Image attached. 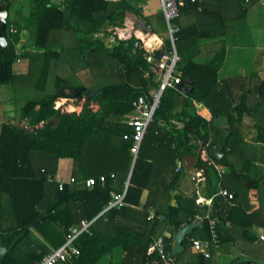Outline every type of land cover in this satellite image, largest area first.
Wrapping results in <instances>:
<instances>
[{"label": "trees", "instance_id": "obj_1", "mask_svg": "<svg viewBox=\"0 0 264 264\" xmlns=\"http://www.w3.org/2000/svg\"><path fill=\"white\" fill-rule=\"evenodd\" d=\"M30 1L29 13L15 20V0H0L8 8L0 85L10 84L21 99L17 118L23 122L18 125L13 115L0 122V243L8 248L25 231L0 264H36L64 244L72 228L83 221L89 224L72 241L79 254L63 264H96L115 248L122 252L120 262L105 264H169L157 252L149 253L148 247L162 236L170 249L173 233L201 209L195 196L185 204L181 196L176 206L168 204L185 174L176 170V160L184 155L203 170L211 193L221 181L218 188L227 189L233 198L229 205L223 200L214 203L218 244L210 245L209 255L192 249L190 234L183 241V251L172 254L173 264L214 263L218 254L233 255L228 264H264V240L251 230L264 229L262 155L246 149L238 126L245 115L253 119V140L264 153V79L253 90L254 96L245 77L219 80L225 42L205 46L197 42L218 35L226 21L243 19L251 0L185 1L180 6L174 74L191 81V91L183 94L175 86L164 89L135 155L131 140L123 137L131 132L128 117L137 97L149 99V91L158 86L159 70L146 60L139 38H119L113 28L123 25L126 12L141 16L138 3L145 0H63L61 5ZM142 18L152 32H167L162 13ZM11 26L16 32L9 31ZM23 30L28 31V42L17 48ZM204 48L215 49L211 61L195 62L192 57ZM170 49L166 34L153 56L158 59ZM19 58L26 60L27 68L15 74L13 63ZM95 86L99 91L85 98L79 112L66 109L75 88ZM60 98L65 102L55 108ZM218 115L227 116L228 130L213 125L212 118ZM217 143L225 153L220 160L209 154ZM201 149L225 173L219 176L213 165L201 159ZM61 158L72 160L75 182L59 189L48 175L56 174ZM100 175L106 176L104 182L98 181ZM89 177L97 181L87 187L83 181ZM125 187L128 205L105 209L111 194ZM144 190L148 194L141 201ZM150 210L163 214L164 220H149ZM195 229L201 233L199 239L209 238L205 221ZM236 253L247 258L239 259Z\"/></svg>", "mask_w": 264, "mask_h": 264}, {"label": "crops", "instance_id": "obj_2", "mask_svg": "<svg viewBox=\"0 0 264 264\" xmlns=\"http://www.w3.org/2000/svg\"><path fill=\"white\" fill-rule=\"evenodd\" d=\"M52 4L55 5H61L63 0H49ZM247 10H246V15L243 19H239V20H229L226 21L224 26L219 27L218 29V35L216 36H212V37H202L200 39L197 40L199 45H207L210 42H214V41H218V40H223L225 42V57L224 60L222 62V65L220 67V69L218 70V79L222 80L225 78H229V77H240L243 78L245 77L246 80V86L249 85L250 81H252V78L250 75H254L257 74L258 76V70H260V67L263 66L261 65L262 63H264V30L261 33L258 32V28L264 29V0H251V2L249 4H247ZM31 8V1L30 0H15L14 6L12 7V17L15 20H19L21 16L27 15L29 13V10ZM138 9L141 11V16L136 15L132 12H126L125 16H124V23L121 27H114L115 29V34L119 37V38H129L130 36H135L137 38H139L141 40V42L143 43L145 41V47L150 48V46H152V44L157 45L156 50H160L162 47V44L164 42V38L166 37V32L165 33H160V32H152L151 29H149V23L142 18V16H148V15H152V14H161V7H160V2L159 0H145V1H140L138 3ZM255 20V21H253ZM158 21V19H157ZM244 23L245 29H247L249 27L250 32L252 34V30L253 32H256V36L257 39L255 41H252L250 43H239L237 41V37L238 35L241 33V28L243 26H240V28H238L239 23ZM248 23V24H247ZM157 26V25H156ZM110 28V27H109ZM248 29V31H249ZM252 29V30H251ZM153 34V36H151V38L149 40H146V37ZM156 37H158L159 41L156 39ZM26 42H28V31L27 30H23L21 32V38L20 41L17 43V48H20V46L22 44H25ZM213 48H204L202 52H204V54H206L207 59L206 60H195L193 59L195 62L198 63H209L212 59L213 53H214ZM201 53L196 54L197 55H201ZM244 55L247 56L246 58H244ZM192 57V58H196ZM230 57H241V59H243V62L247 63V61L249 60L251 63H253L254 68L250 71H248L249 74L246 73V69H243L245 72H241L244 75H233L235 74V72L232 70L229 73L232 75H226L225 77H220L219 73L221 72V70L223 71L224 66L226 63H228L230 59ZM22 61L21 58H19L18 61L16 62H20ZM264 67V66H263ZM27 68V66H26ZM25 66L24 69L22 70V72L20 73H24L26 70ZM227 73V72H225ZM227 73V74H229ZM225 75V74H224ZM243 76V77H242ZM191 81L189 80H179L178 84H180L179 86L182 85V90L180 91L181 93L185 94V93H189L188 91L191 90ZM188 86L190 88H188ZM236 88H239V86H236ZM1 96H0V107L2 103H8L7 99L9 97V95H4L3 91ZM4 95V96H2ZM94 105V104H93ZM96 108L94 110L98 109V105L95 104ZM4 110H6L4 112ZM0 111L3 113V117L4 119L8 118L9 116H12L11 112L7 110V108H1ZM9 115V116H7ZM7 116V117H6ZM14 116H18L17 114H15ZM246 119H244L242 122L243 124L247 121L248 118H250L248 115H245ZM129 118V117H128ZM177 127L181 126V123L177 122L176 123ZM228 130V129H227ZM240 133H246V131L242 130V126H240ZM249 135V134H248ZM248 141V140H246ZM191 142H198L196 140H192ZM258 145V144H257ZM202 151H206L204 149L200 150V158H202V156H206L207 152H202ZM180 164V170L184 169V172L186 175L183 176V178L180 180V182L177 185V188H175V190H172L170 193V196L168 198V204L171 206H176L177 204V197L181 196L182 199L186 198V201L189 197L195 196V197H203V198H207L209 197L212 193L211 191V185H209L208 180L203 179L202 175H203V171L201 175H197V170H200L201 168H197L194 165V159L190 156H182L181 160L179 161V159L176 160V165ZM59 165H60V171H59ZM177 168V166H176ZM72 172V160L70 158H61L58 162V167H57V172H56V177L60 178V179H64L67 180L70 176H72L71 174ZM221 181L218 182L217 186H216V190L218 188V186H220ZM147 195V191L144 190L142 193V197H141V201H143V199H145ZM182 201V200H181ZM186 201L183 203L185 204ZM251 230L253 232H255L254 228H251ZM264 233V231H260L257 234L260 235L261 233ZM168 230L166 229L164 231V234H168ZM256 233V232H255ZM171 244H172V240H171ZM106 262L111 261L112 263H119L121 258H122V252L119 248H115L112 253L106 255ZM220 256H225V257H230L232 255H225V254H218L216 256V259ZM233 257V256H232ZM105 262V263H106ZM104 263V264H105Z\"/></svg>", "mask_w": 264, "mask_h": 264}, {"label": "built area", "instance_id": "obj_3", "mask_svg": "<svg viewBox=\"0 0 264 264\" xmlns=\"http://www.w3.org/2000/svg\"><path fill=\"white\" fill-rule=\"evenodd\" d=\"M185 1L195 2L201 0H159L162 14L165 18L166 27H167V36L170 40L171 49L169 51H163L158 59L154 58L153 53L157 48V45L152 44L150 48L145 47V41L142 43V47L146 50V60L152 63L159 70V83L158 86L152 88L149 91V99L145 95H140L134 101V110L129 115L128 124L131 126V132L123 135L125 139H130L132 142L131 152L136 154L137 148L144 136L146 128L148 124L152 121V117L155 109L159 105L160 96L165 88L174 86L179 82V78L174 74L175 65L178 61V56L175 50V40H176V32L179 30V26L176 22V19L179 16V8L183 5ZM10 32H16L14 27L9 28ZM153 36V34L146 37V40H149ZM156 39L159 41L158 37ZM163 46V44H162ZM162 48V47H161ZM57 108L56 105H54ZM67 109V108H66ZM68 110V109H67ZM73 111V110H69ZM205 150V149H204ZM203 153L206 151H202ZM203 160H207L208 164L214 166L217 170L218 175H222L225 173L224 168L215 164L212 159H209L206 156H202ZM180 169V164L177 165L176 170ZM202 169L197 170V175L202 174ZM110 177H114L112 173ZM49 179H55L58 183V188L62 189L64 184H73L75 179L70 176L67 180L60 179L55 175H48ZM106 179L105 175H100L98 177L99 182H104ZM96 178L89 177L83 181L84 185L87 187L92 186L96 182ZM127 186V182H126ZM126 187L121 192H114L111 194V199L109 200L105 209L108 208H121L123 206L128 205L126 203L125 197ZM233 198V194L229 192L225 188H218L215 192H213L209 197L203 198L197 196L198 205L203 210L195 214L192 217L191 222L194 223H207L209 238L208 239H198L191 238V247L194 251L203 254L204 256L209 255L210 245L218 244V235L216 231V218L212 213L214 208V203L216 200H223L226 204H231V200ZM147 218L149 220H154L158 218L159 220H164L165 216L163 214H155L153 210L148 212ZM89 223L83 221L79 228H72V233L69 235L68 239L64 244L60 247L52 249L49 253L40 258L36 264H63L65 262H69L73 260L79 254V249L72 244L73 239L83 231ZM261 240H264V233L259 235ZM157 252L159 257L168 262L169 264L174 263V258L172 257V253L170 249H167L164 244V240L162 236H158L148 247V252Z\"/></svg>", "mask_w": 264, "mask_h": 264}, {"label": "rangeland", "instance_id": "obj_4", "mask_svg": "<svg viewBox=\"0 0 264 264\" xmlns=\"http://www.w3.org/2000/svg\"><path fill=\"white\" fill-rule=\"evenodd\" d=\"M253 21H255V20H253ZM240 26H243V27L241 28L242 29L241 33L236 38L239 43H250V42L255 41L257 39V37L254 36V35H256V32H253V30L251 29L252 30V34H251L249 27L247 29H245L244 23H242V22L239 23L238 28H240ZM248 29H249V31H248ZM263 30L264 29L260 30V28H258V32L261 33V34H262ZM114 32H115V29L113 28V33ZM160 33H165V31L163 30ZM192 51H193V46H191V52ZM199 53H201V52H198L197 54H199ZM195 56H196V54L193 57H195ZM246 57L247 56L244 55V58H246ZM192 59L201 61V60H206L207 56H206V54H204V52H202L201 55H197L196 58H192ZM230 59L231 60H229L228 63L225 64V66L223 68L224 70L223 71L221 70V72L219 73L220 77H225L226 75H232L233 73L232 74L229 73L232 70L235 72V74H233V75H244V74L241 73V72H245L243 69H246V73L250 75V73H248V71H250V70H252L254 68L253 63H251L249 60L247 61V63L246 62L244 63L243 59H241V57H235V58L230 57ZM261 65L264 66V63H262ZM24 66L26 68V60L25 59H22V61H20V62H14L13 63V72L15 74H20V72H22V70L24 69ZM263 66H261L260 70H258V73H259L260 76H258L257 74H254L253 76L250 75V76L253 77V79H252V81H250V83L247 86V88L252 91L251 95L254 94L253 90H255L256 85L258 84V82L261 79H264V67ZM225 72H227L229 74H227ZM12 88L13 87L10 84L0 85V91H3L4 95H9V97H10V99L9 98L7 99L8 103L4 102V103L1 104V106L3 108H7L8 112L10 111L11 114L14 116L15 114L18 115L17 107H19L21 99H19L16 96V94L13 91ZM188 88H190V87L188 86ZM83 91L84 90L80 91L77 88H75L72 91V96L73 97L69 99V102H71V104H68L66 106V108L68 110H73V111H76V112H79L81 110L82 104H83V102H84V100L86 98L83 95ZM1 94H2V92H0V96H1ZM4 95H2V96H4ZM64 102H65V98H60L57 101H55V105L58 107L61 104H63ZM251 102L254 103L255 102V98H253L251 100ZM91 106L94 109L96 108L95 103H91ZM2 107H0V109ZM5 111L6 110H4V112ZM3 116H4L3 113L0 111V122H1V120L4 119ZM7 116H9V115H7ZM14 117L18 120V121L16 120L18 125H22L23 124V122H20V120L16 116H14ZM244 119H246L245 116H243L242 121ZM238 126H239V131H240V126H242V130L246 131V133H240V135L243 137L244 140H248L245 143L246 149L248 151H250L249 149H251V150L255 149V150L259 151V153L262 155L260 164L264 168V153L262 152L263 148L261 147V145H257V143H255L254 140H253L254 136H255V133H256V130H255L254 126H253V119L252 118H248L247 121L244 124L242 123L241 125L239 124ZM218 166L221 167L220 165H218ZM224 170H225V168H224ZM59 171H60V165H59ZM183 172H184V169H183ZM183 175H186V174H183ZM263 183H264V181H263ZM146 191H147V194H148V190H146ZM143 200H145V199H143ZM254 229H255L254 231L256 233H258L260 231H264L263 228H259V227H256ZM200 234H201L200 231L198 229H195L194 232L191 235V238H198L199 239L200 238ZM238 243L241 244V241L239 240ZM232 256H230V257L220 256L217 259L214 258V263L210 262L209 264H228V262L230 261ZM235 256H238L239 259H246L247 258L246 256H244V255H242L240 253H236ZM106 257L107 256L104 255L96 264H104L106 262Z\"/></svg>", "mask_w": 264, "mask_h": 264}, {"label": "water", "instance_id": "obj_5", "mask_svg": "<svg viewBox=\"0 0 264 264\" xmlns=\"http://www.w3.org/2000/svg\"><path fill=\"white\" fill-rule=\"evenodd\" d=\"M8 15V8L7 5L2 3L0 4V52H2L6 47H7V39H6V19ZM180 84L176 83L174 86L177 90L179 91H185L182 90V85L179 86ZM78 90L83 91L84 97H88L90 95H94L99 91V87L95 86L89 89H83V88H77ZM189 90L188 92H190ZM212 123L215 127L219 128L220 130H227L230 127L229 121L227 116L225 115H218L214 116L212 118ZM209 154L217 159L220 160L224 155L223 151V145L221 143H217L214 146H212L209 149ZM186 201V198L182 199V202L184 203ZM202 209H199V212H202ZM40 218H38L36 221H38ZM192 217L187 218V222L183 223L180 228L175 231L172 235V245L170 247L171 253L173 255L179 254L183 251L184 245L183 241L190 235L192 234L193 230L195 228H202L203 223H194L191 222ZM25 233V231L20 232L15 236V238L12 240L10 243L9 247L6 248L0 243V258H2L5 253L7 252V249H11L14 244L17 242V240Z\"/></svg>", "mask_w": 264, "mask_h": 264}, {"label": "bare ground", "instance_id": "obj_6", "mask_svg": "<svg viewBox=\"0 0 264 264\" xmlns=\"http://www.w3.org/2000/svg\"><path fill=\"white\" fill-rule=\"evenodd\" d=\"M145 44V43H144ZM223 159V158H222ZM216 204V203H215Z\"/></svg>", "mask_w": 264, "mask_h": 264}, {"label": "flooded vegetation", "instance_id": "obj_7", "mask_svg": "<svg viewBox=\"0 0 264 264\" xmlns=\"http://www.w3.org/2000/svg\"><path fill=\"white\" fill-rule=\"evenodd\" d=\"M223 130H225V129H223Z\"/></svg>", "mask_w": 264, "mask_h": 264}]
</instances>
